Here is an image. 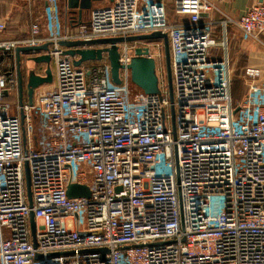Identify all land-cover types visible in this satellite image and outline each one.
<instances>
[{
    "label": "built area",
    "instance_id": "2783aa9c",
    "mask_svg": "<svg viewBox=\"0 0 264 264\" xmlns=\"http://www.w3.org/2000/svg\"><path fill=\"white\" fill-rule=\"evenodd\" d=\"M57 4L47 0L42 39L50 43L49 87L13 113L1 97L15 78L0 75V264H264V78L245 66V92L234 100L227 55H211L213 47L227 51L228 22L259 41L264 4L226 17L221 40L211 22H200L210 0L175 1L186 25L168 24L158 2L112 0L64 36ZM5 29L0 18V53H11L18 41L2 37ZM154 31L168 37L175 136L161 42L121 43L118 84L107 59L74 66L57 44ZM39 34L35 20L27 45ZM135 46L149 47L159 94L133 95L127 65ZM70 184L87 186L89 196L68 197Z\"/></svg>",
    "mask_w": 264,
    "mask_h": 264
},
{
    "label": "crops",
    "instance_id": "0c3cea01",
    "mask_svg": "<svg viewBox=\"0 0 264 264\" xmlns=\"http://www.w3.org/2000/svg\"><path fill=\"white\" fill-rule=\"evenodd\" d=\"M146 1L158 2L162 5L167 23L170 25H186L188 24V16L180 15L175 12L176 0H140L141 3ZM213 7L210 11L201 14L200 22H211L212 35L216 40L223 38L221 22L226 17L235 21L239 18L245 10L254 4L263 3L264 0H210ZM112 0H93L89 9L82 11L80 24L88 22L89 15L92 9L98 7H104L110 5ZM65 0H58L57 4V32L60 36L72 34L77 27L76 15L65 14L64 11ZM74 16V17H73ZM0 18L5 19L6 29L2 37L7 39H16L18 46H28L27 40L29 37V26L31 22L37 20L40 25V42L36 45L45 43L42 39L49 33L48 15H47V0H0ZM140 35V34H131ZM225 35L227 38V51L221 48L213 47L211 49V55L217 54L218 56L227 55L230 66L233 68V79L237 72H242V69L247 65L257 66L262 74L261 78H264V33L260 36L259 41L244 40L233 22L226 24ZM107 37V36H106ZM159 41L163 43L161 39L151 41H133L128 42L135 45H143L145 43H152ZM64 48V47H62ZM163 51V48H162ZM43 52V51H42ZM42 52L36 53V55ZM34 55V54H33ZM26 53H20L21 70H26L25 58ZM108 61V60H107ZM105 61H86L81 63L80 66L88 68L92 65H97ZM164 63V53H163ZM45 64H35V72L44 75ZM165 68V65H164ZM13 73L15 78L14 87H7L2 91L1 101L9 102L12 105V112L16 113V105L19 103V95L17 90V73H16V58L14 50L11 53H0V75L7 73ZM243 78V77H242ZM232 79V81H233ZM49 84H43L36 88L37 90L47 89ZM32 97V101L34 98ZM241 97V96H240ZM22 102H27V95L25 88L22 92Z\"/></svg>",
    "mask_w": 264,
    "mask_h": 264
},
{
    "label": "water",
    "instance_id": "95a60500",
    "mask_svg": "<svg viewBox=\"0 0 264 264\" xmlns=\"http://www.w3.org/2000/svg\"><path fill=\"white\" fill-rule=\"evenodd\" d=\"M93 0H65L64 11L65 14L76 15L77 25L79 19H81L82 11L87 10L91 6ZM74 17V16H73ZM161 39L163 43L164 53V65L165 76L167 86V96L169 100L170 118L172 134L175 136L174 130V108L173 102V90H172V77L170 69V52L168 37L165 33L160 31H154L147 34L132 35V36H107L99 37L89 40L73 39V40H59L58 45L62 48V54L68 55L73 60L74 66H79L86 61H99L107 59L110 66L111 81L115 84L120 82L118 77V71L120 65L118 63L119 45L123 42L133 41H151ZM50 43L45 42L41 45H29V46H17L14 49L16 58V73H17V90L19 95V105L22 102V92L25 88L27 95V102L32 103V97L34 90L43 84L51 83L52 74L50 69V55L49 51ZM43 51V52H42ZM42 52L36 55V53ZM148 46H135L127 68L130 71V80L132 84L140 89L144 94H159L158 77L155 72V61L152 57L148 56ZM20 53H26L25 58L26 70H21ZM34 54V55H33ZM44 63V75L35 72L34 65ZM237 107L233 110V113L237 111ZM20 118H23V113H20ZM23 175L25 182L26 199L28 206L32 205V197L30 190V180L28 164H23ZM66 195L68 197H88L89 189L85 185L70 184L67 186ZM29 226L30 235L33 246L36 245L35 241V222L33 213H29ZM39 256L37 255L36 258Z\"/></svg>",
    "mask_w": 264,
    "mask_h": 264
},
{
    "label": "rangeland",
    "instance_id": "374dc122",
    "mask_svg": "<svg viewBox=\"0 0 264 264\" xmlns=\"http://www.w3.org/2000/svg\"><path fill=\"white\" fill-rule=\"evenodd\" d=\"M50 67L52 69V65ZM165 86H166V79H165ZM233 89H234V87L232 88V91H233ZM140 91H141L140 89H138L137 87L134 86L133 95H139ZM244 91H245L244 81H243V78L241 77L240 79H238V81L235 85V89H234L235 97L238 98V97L242 96ZM166 113L169 114V122L171 123L170 108L169 107L166 109Z\"/></svg>",
    "mask_w": 264,
    "mask_h": 264
},
{
    "label": "trees",
    "instance_id": "16d2710c",
    "mask_svg": "<svg viewBox=\"0 0 264 264\" xmlns=\"http://www.w3.org/2000/svg\"><path fill=\"white\" fill-rule=\"evenodd\" d=\"M242 75H243V70H242L241 73L240 72H237L236 75L234 76V79H233L232 84H231V92H232V97H233L234 100H240L242 98V96L244 95V93L242 92L243 95L241 97L236 98L235 97V93H234L235 85H236L238 79H240L242 77ZM233 87H234V89L232 91V88Z\"/></svg>",
    "mask_w": 264,
    "mask_h": 264
}]
</instances>
